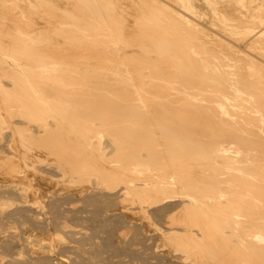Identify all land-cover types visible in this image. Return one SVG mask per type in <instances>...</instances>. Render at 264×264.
<instances>
[{"label": "bare ground", "instance_id": "6f19581e", "mask_svg": "<svg viewBox=\"0 0 264 264\" xmlns=\"http://www.w3.org/2000/svg\"><path fill=\"white\" fill-rule=\"evenodd\" d=\"M127 1L0 0V173L16 185L22 150L47 148L63 176H124L123 201L167 209L183 260L264 264V0ZM34 14L60 18L53 61L20 51Z\"/></svg>", "mask_w": 264, "mask_h": 264}, {"label": "rangeland", "instance_id": "374dc122", "mask_svg": "<svg viewBox=\"0 0 264 264\" xmlns=\"http://www.w3.org/2000/svg\"><path fill=\"white\" fill-rule=\"evenodd\" d=\"M127 3L129 4L126 0ZM129 6H124L127 11L130 10L131 6ZM196 9L198 16L197 14L194 16L203 27L206 26L208 32L213 27L218 29L221 23H218L217 18L215 19L214 13L204 9L200 11L199 7ZM50 17L51 15H43L41 18L37 14L30 17V23H34L30 26L34 27L29 29L28 33H30L29 38L35 40V46L31 50L19 49L22 53H26V61L38 62L37 56L46 49L51 52L49 60L53 61L54 46L57 42L63 45V38H57L53 31L56 20L60 18ZM130 24L133 25L131 22ZM0 25L4 26V29L8 26L10 34L14 30V24L1 16ZM40 37L41 41L44 37L46 41L42 43L39 40ZM10 40L9 37L5 38V50L10 48ZM115 130L117 132V129L104 132L102 150H110L113 156H119L124 151L120 141L119 143L115 141L112 145L108 143L110 136L108 133H116ZM119 131L120 129L117 133L120 135L125 132L124 129L120 131L123 133ZM7 133L5 130L4 134L7 135H4L5 142L0 140V154L8 150V142L11 140L8 129ZM123 147L125 149V146ZM37 149L38 145H35L31 150H22L28 153H26L28 157L26 163L29 165L23 161L28 168L27 174L22 176L23 180L15 181L16 185L0 173V264L208 263L206 260L194 257L188 261L183 260V254L176 251L177 247L171 241L172 239L168 237V234L164 235L170 232L166 220L168 213L163 211L167 209L162 210L161 207L155 206L151 207L150 212L146 214L139 209L142 205L139 199L131 203L123 201L121 193L114 188L124 179V176H111L108 177L110 179L106 178L107 180L101 179L103 176L84 178L63 176L61 168L58 167L60 165L58 161L64 160L54 155H47V152H43L44 147L39 153ZM32 151L36 154H32ZM45 151H48L47 148ZM38 154L40 157L37 156ZM115 159L119 161L117 157ZM46 185L48 186L45 188ZM98 185L101 191L95 189L99 187ZM168 205L170 206L171 203Z\"/></svg>", "mask_w": 264, "mask_h": 264}]
</instances>
